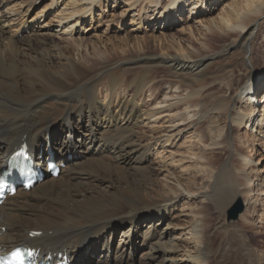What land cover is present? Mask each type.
Wrapping results in <instances>:
<instances>
[{"label":"bare ground","instance_id":"bare-ground-1","mask_svg":"<svg viewBox=\"0 0 264 264\" xmlns=\"http://www.w3.org/2000/svg\"><path fill=\"white\" fill-rule=\"evenodd\" d=\"M59 1L33 20L21 16L11 32L0 0V166L21 140L36 152L47 138L54 158L66 163L56 179L0 206V248L30 244L44 256L62 250L73 264H258L242 229L255 224L256 202V219L264 218V198L253 194L258 188L264 197L263 172L235 144L258 137L264 151V83L256 85L264 76V39L256 43L264 0H73L54 19L62 34L37 25ZM109 3L124 5L120 19L133 13L137 25L186 24L190 35L189 24L211 15V3L220 9L200 24L203 53L166 50L123 61L144 52L148 41L103 50L72 37L79 21ZM217 40L222 47L211 52ZM215 64H223L222 74H211ZM165 68L167 83L158 89ZM220 187L227 206L242 202L238 222L221 224L240 242L234 252L229 243L227 250L217 246L200 211ZM219 203L212 201L214 208ZM32 231L42 237L30 239Z\"/></svg>","mask_w":264,"mask_h":264},{"label":"rangeland","instance_id":"rangeland-1","mask_svg":"<svg viewBox=\"0 0 264 264\" xmlns=\"http://www.w3.org/2000/svg\"><path fill=\"white\" fill-rule=\"evenodd\" d=\"M70 1H73V0H63V1L60 0L58 6L53 5V7L47 9L44 12L43 18L41 20H37L38 22L37 25L45 24L44 29L51 28V30L57 31L59 34H62V31H63L62 27H57V24L55 23L54 19L55 17H59L61 13L59 10L65 11L62 14H65L67 13V10H70L69 6H67L69 4L68 2ZM118 3L115 6L114 4L110 5L109 3V7H106V8L103 7L101 10L95 7L92 10L91 17H89L83 22L79 21L76 27L73 29V32H72L73 39L82 38L85 41L86 45H89V46L98 45V46H101L103 50H105L106 48L109 50L112 49L113 44L116 46L122 47L123 45H125V40H127L129 43H133L135 46H137L138 44L145 45V42L148 41L147 45L145 46L144 52L137 53V55L128 57V56H124V54L121 55L122 53L118 52L120 57L124 56L121 58L123 61L126 59L136 57V56H143L144 54L149 55V56L151 55L159 56L161 54H165L166 50H167V53H170L171 55L177 53L179 49H185V51H192L193 49H195L203 53L201 42L204 40V33L202 34L201 32H199L200 24L202 22L210 21L211 19L216 18L219 13V9H220L219 8L220 5L216 6L215 3L214 4L211 3V5L207 7L208 9L212 8L211 15L201 16L195 21V23L189 24L190 28H192L193 30V35H190L186 24L180 25V23H178V25H174L170 28L168 27L169 24L167 25L159 24L157 26H154L155 24H149L147 23L146 20H144L143 23H141L140 25H137L136 18L135 19H133L134 17L132 18L133 13H130V15L126 16L124 19H120V13L122 12L124 5H121ZM4 4L6 5L4 9L7 8L8 12H10L6 16L8 18V21L10 22L9 26L15 27L17 26L16 24H18V20L21 16H26L25 19L28 18V20H33L36 17H38L40 12L42 13L46 8L50 7L49 5H51V0H40L36 4H32V5L29 4V0H4ZM64 5H66V7ZM50 21L52 23H50ZM174 22L176 24L178 21L173 20L172 23ZM147 26L151 28L152 30L154 29L155 31H158L159 33H153V31L149 30ZM14 27L13 28L9 27V30L11 32H16V30L18 31L19 28L15 30ZM28 27L26 30H28ZM12 29H14V31ZM29 31H31V27H29V30L27 32ZM45 32L46 31L43 30V33ZM125 37H128V38H125ZM263 39H264V24L262 25L260 29L258 40L256 41V43L260 45ZM133 44H128V45H133ZM159 44H162L163 46L161 47ZM222 44H223L222 42L217 40L213 44V47H211L210 51L211 52L220 51ZM222 65L223 64L213 65L210 68L211 74H217V73L222 74V69H223ZM257 66H259L261 69L260 62L257 63ZM127 67L129 66H125V68ZM161 72L157 75V77L158 78L160 77V78L156 80L158 85L161 84L160 87L158 86V89H163L165 87L164 84L167 83L165 82L164 79H161V77L164 73L165 75H167L166 72H168V69L165 68ZM263 83H264V76L259 77V79L256 81V85H259V86L262 85ZM158 91L159 90H156L155 93L157 94ZM158 94L161 95V93H158ZM257 100H261V97L260 96L257 97ZM235 102L236 101H233L231 104L230 114L235 109V106H233L237 104ZM227 120L231 122L230 115L228 116ZM236 133H237L236 130L233 129V134L231 135V137L236 138L235 136ZM238 134L243 136V141L245 142L246 135L242 133V131H239ZM257 139H253V141L249 143H244L243 145L236 142L235 145L236 147L240 146L239 147L240 151L243 150L247 156L251 157V159L253 160V165H252L253 169L258 170L259 172L260 171L263 172L261 175H259L262 179L261 186L263 188L264 187V151L260 149V146H259L260 140H257ZM233 148L235 149L234 146ZM213 155H218L217 158L219 160L223 159L222 158L223 156L219 154V150H216L213 153ZM233 159L235 158H232V160ZM222 183L225 184L224 182ZM220 189H221V193H217L215 197L211 198V200L212 201L218 200L221 203V207L214 208L212 201L205 202V205H206L205 207H202V204H199V207H202L200 208V211L203 214V220L206 222L208 229H210L211 233L216 235L217 246L226 248L227 250L228 249L227 245L229 243L231 244L229 250L231 252H234L239 248L240 242L237 239H234L232 236L228 234L226 235L225 233H223L221 229V224H225L226 222H238L240 214L242 212L238 214L239 217L235 221H229L227 219L229 218V215L232 209L236 206L237 201L238 200L241 201V198L238 197L237 199H235V202H233L232 205L227 206L226 203L228 201H226V198H227L226 195L228 192L222 187H220ZM241 190H243V188H241ZM255 191H254L255 193L253 194L254 195L257 194V195L254 196V199L258 197H259L258 199L264 198L258 195V188H256ZM258 204L259 202H256L255 207H254L255 212H253V214L255 215V217H253V219L255 220V224L253 225L244 224L242 230L247 236L249 240V244L254 251V255H255L254 260L258 264H264V218L261 220V222L258 219H256V215H258L260 211V205L258 206ZM262 204H264V200L262 201ZM222 207L224 210L221 209ZM173 213H175V211ZM202 214L200 215L202 216ZM213 251L219 253V251H217V249L215 248L213 249Z\"/></svg>","mask_w":264,"mask_h":264},{"label":"water","instance_id":"water-1","mask_svg":"<svg viewBox=\"0 0 264 264\" xmlns=\"http://www.w3.org/2000/svg\"><path fill=\"white\" fill-rule=\"evenodd\" d=\"M241 210H242L241 203L238 202L237 205L230 212L229 218H232V219L237 218V215L241 212Z\"/></svg>","mask_w":264,"mask_h":264}]
</instances>
